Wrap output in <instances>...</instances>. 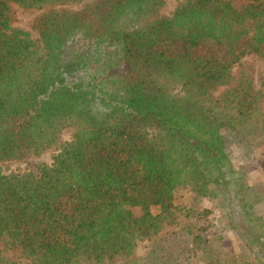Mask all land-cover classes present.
I'll return each instance as SVG.
<instances>
[{"label":"trees","instance_id":"16d2710c","mask_svg":"<svg viewBox=\"0 0 264 264\" xmlns=\"http://www.w3.org/2000/svg\"><path fill=\"white\" fill-rule=\"evenodd\" d=\"M246 2L0 0V264H264V184L225 139L264 138V0Z\"/></svg>","mask_w":264,"mask_h":264},{"label":"rangeland","instance_id":"374dc122","mask_svg":"<svg viewBox=\"0 0 264 264\" xmlns=\"http://www.w3.org/2000/svg\"><path fill=\"white\" fill-rule=\"evenodd\" d=\"M175 0H172V6L170 8L169 13H171ZM235 7L240 10L244 5H247L246 0H229ZM20 18L26 21L28 18L32 17L33 13H19ZM21 28L26 29L24 26ZM33 36H35L33 34ZM249 61H251L256 67V84L260 85L264 81V63L262 60L248 57ZM226 141H228V148L231 151L232 160L236 166L245 167L248 171V184L250 186H256L259 184H264L263 173L260 170V163L264 160V138L258 140L255 144V149L249 147V144L245 141H241L239 138H231L229 134L225 135ZM250 142L249 140H247ZM43 163H50V158L48 156H44L39 159H34L29 161L26 164L22 165V168L28 169L32 172H37L38 166ZM176 204L184 205L187 208L197 209L201 211L203 209L212 210L214 215L218 214V209L216 203L213 201L205 200V199H195L193 196L187 195L183 199H180ZM251 212L264 220V201L261 203H256L253 205V209ZM189 220H182L177 226L168 228L166 231L172 233L173 231H179L180 228L186 227ZM214 224V223H213ZM199 228L207 229L209 232L215 230V233L221 234L219 238V245L221 247V252L224 256L228 255L230 251L237 252V246L239 245L241 249V243L235 238V235L231 231H223L221 229L220 223L216 222V224L209 226L204 221L199 222ZM169 233V234H170ZM146 244V243H145ZM145 244H142L139 248V254L143 255L148 252V249Z\"/></svg>","mask_w":264,"mask_h":264}]
</instances>
